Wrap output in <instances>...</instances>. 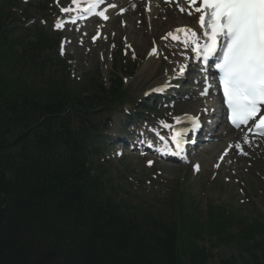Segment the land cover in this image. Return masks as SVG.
<instances>
[{"label":"trees","instance_id":"trees-1","mask_svg":"<svg viewBox=\"0 0 264 264\" xmlns=\"http://www.w3.org/2000/svg\"><path fill=\"white\" fill-rule=\"evenodd\" d=\"M18 7L0 0V264H206L197 241L209 228L225 242L230 221L209 209L200 224L173 201L165 219L129 209L91 147L106 128L96 113L121 86L74 91L55 41Z\"/></svg>","mask_w":264,"mask_h":264},{"label":"rangeland","instance_id":"rangeland-1","mask_svg":"<svg viewBox=\"0 0 264 264\" xmlns=\"http://www.w3.org/2000/svg\"><path fill=\"white\" fill-rule=\"evenodd\" d=\"M30 1L44 4L48 16L41 18L42 16L39 15L37 18L40 25L51 32L54 31V25L59 18L62 7L65 4L68 6L73 4L72 0ZM154 20L155 22L158 21ZM104 24H97L96 22L85 26L80 31L75 27H68L59 32L62 38L59 44L60 50L69 57L71 73L75 78L95 73L105 87L109 85V79L118 57L123 69H129V64L133 65L135 67L134 76L121 79L123 82L125 81V92L130 102L139 103L144 88H152L160 84L164 77L168 76L167 74L174 65L169 60L167 52L162 53L157 58L147 55L151 40H148L147 37L144 38L145 30V34L142 35L143 42H140L138 36L128 37L126 32L123 33L125 29L124 27L120 28L118 23L112 24L109 28L105 27L107 23ZM102 26L106 30V38H103L97 48H92L93 44H89L90 37L97 33L98 27ZM115 27L118 29L116 30ZM140 31L143 32V29ZM126 39L132 42L127 44ZM88 50L92 51V56L87 55ZM120 53L125 59L120 56ZM132 60L135 62L133 63ZM178 106H176L177 110ZM129 113H132V107L125 105L121 113L115 114L109 119L108 138H112L109 134L120 132ZM104 152L109 158V166L112 170H126L125 177L131 183L130 191L138 193L144 201L171 195L174 190L184 188L189 191V196L199 207H202V210L211 204L223 207L225 210L235 213L237 217L242 216L245 219L242 225L240 222L235 223L228 230L231 240H228L227 243L218 244L216 242L214 244L208 237L203 238L202 245L199 247H204L208 251L209 257L206 264H221V262L264 264L260 251L245 249L246 242L238 236L237 230L239 227L242 229L243 226H246L249 220H256L264 224V155L258 159L256 155L254 161L251 158H242L238 164L229 166L224 161L217 163L214 160L209 161L210 159L206 158V153H204L196 159V162L201 166V171L199 169L198 172H192L191 167L163 164L152 158L150 160H154L155 164L150 166L147 161L130 156L127 151L110 153V150L105 149ZM126 186L128 188L127 184ZM254 240L259 243L260 236H255ZM251 243L249 241L248 245ZM252 257H255V262Z\"/></svg>","mask_w":264,"mask_h":264},{"label":"snow or ice","instance_id":"snow-or-ice-1","mask_svg":"<svg viewBox=\"0 0 264 264\" xmlns=\"http://www.w3.org/2000/svg\"><path fill=\"white\" fill-rule=\"evenodd\" d=\"M101 2L92 0L87 11L107 19L104 11L96 12ZM180 2L177 0L178 4ZM183 3L188 15L199 13L200 32L183 27L175 30L177 35L169 33L168 36L178 40V34L184 33V44L191 45V51L204 62L219 54L215 68L229 121L237 129L246 126L250 133L264 138V0H200L199 4L197 0H183ZM179 10L184 12L185 8ZM61 11L70 9L62 8ZM95 39L94 36L93 41ZM156 51L153 48L151 54ZM184 71V68L180 69L181 74ZM202 94H208L207 89ZM175 119L180 122L179 117ZM198 126V118H193V128ZM163 127L171 126L163 124ZM184 135V132H174L172 143L179 146ZM248 142L245 137L244 143ZM235 148L244 154L240 144Z\"/></svg>","mask_w":264,"mask_h":264},{"label":"bare ground","instance_id":"bare-ground-1","mask_svg":"<svg viewBox=\"0 0 264 264\" xmlns=\"http://www.w3.org/2000/svg\"><path fill=\"white\" fill-rule=\"evenodd\" d=\"M81 1L83 0H79L77 5L74 4L73 8L79 7L81 5L80 3ZM147 1H150V0H147ZM148 9L150 10V12L149 14H145L144 16L145 19L143 22L142 19L139 20L135 18V15L140 10V5L138 4L137 7L135 8L130 6L127 10V12L130 13V17L129 19H127L126 26L125 24L123 25L125 29L123 33L126 32L128 34V37L138 36L140 42H143L142 35L146 33L144 38L146 39L147 37L148 40L154 41L155 45H157L156 46L157 51H156V54H153V57L159 56L164 51H166L167 53H169V56L171 55L172 62L174 63V65L182 64L186 60V57L188 58L190 56V59H191L194 53L191 51L192 46L191 45L186 46L183 42L185 34L184 33L178 34L179 35L178 40H173L170 36H168V34L172 33L173 35L174 34L177 35L175 30L178 27L180 28L188 27L198 32L197 15L195 14L188 15V10L187 8H185L183 15L188 16L187 18H185L179 15L178 13H176L174 8H170V9L164 8L162 5L156 2H153V1H150ZM154 16H158V21L153 22L152 19ZM142 29H143V32L140 31ZM144 30H145V33H144ZM165 37H168V38L165 39ZM177 41H179L180 44H178ZM99 43H100V39L96 41L95 43L96 46L94 48H97V45ZM89 48L91 49V47ZM77 52L79 51L77 50ZM87 55L92 56L93 55L92 51L89 50L87 52ZM190 61L191 60H189V63L192 64V62ZM180 125H181V122L177 123V126H180ZM219 135H220L219 137L218 135L215 137V138H219V142L215 144L212 148H208L207 150H205L204 153H206V158L210 159L209 161L214 160L216 162H219L220 159L222 158V161L227 162L228 158L231 155V151L227 149H230L229 145L231 147L233 146V143L235 142L231 140L230 134L226 132H222V129L220 130ZM145 144L150 145V142L145 140ZM130 145L133 147L132 149L141 148V146L138 145L134 141H131ZM225 150H227V152H225ZM232 158L234 157L232 156Z\"/></svg>","mask_w":264,"mask_h":264}]
</instances>
